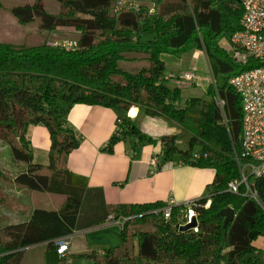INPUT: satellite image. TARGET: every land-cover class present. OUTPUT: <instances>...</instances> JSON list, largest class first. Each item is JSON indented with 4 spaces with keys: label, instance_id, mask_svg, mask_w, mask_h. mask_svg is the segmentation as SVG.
Returning a JSON list of instances; mask_svg holds the SVG:
<instances>
[{
    "label": "trees",
    "instance_id": "1",
    "mask_svg": "<svg viewBox=\"0 0 264 264\" xmlns=\"http://www.w3.org/2000/svg\"><path fill=\"white\" fill-rule=\"evenodd\" d=\"M45 1L23 0L9 8L18 22L38 20L39 29H74L77 45L0 38V202L11 200L14 183L61 194L63 201L58 208L32 207L25 219L0 225V264H15L17 249L32 243L56 247L58 237L99 224L109 214L125 217L120 242L76 255L93 264H255L251 252L264 233V208L242 190L227 189L239 176L235 153H241L242 132L241 96L229 79L255 65H240L231 56L241 1L136 0L137 5L119 6L116 0H54L57 12ZM191 49L206 54L213 75L206 89L211 99L198 106L192 97L178 103L180 88L169 83L161 56ZM77 102L110 106L122 115L103 147L107 151L122 134L151 142L159 165L177 156L181 163L214 168L205 193L171 203L168 218L158 211L168 204L161 200L107 204L101 188L88 186L86 176L66 165L81 140L65 120ZM130 107L138 109L133 117L126 113ZM141 113L180 124L190 133L187 146H178L177 132L144 131L137 123ZM37 123L49 130L48 164L35 160L27 139L29 126ZM220 125L225 137L216 130ZM227 206L234 215L224 226L220 211ZM188 208L195 225L182 228Z\"/></svg>",
    "mask_w": 264,
    "mask_h": 264
},
{
    "label": "crops",
    "instance_id": "2",
    "mask_svg": "<svg viewBox=\"0 0 264 264\" xmlns=\"http://www.w3.org/2000/svg\"><path fill=\"white\" fill-rule=\"evenodd\" d=\"M190 52L194 58L200 57L203 53L201 49H191ZM185 53L175 55V58L170 57L168 62L166 54H170L169 52L161 56L167 64L180 66L182 61L185 63L181 56ZM118 115L117 110L110 106L77 102L70 107L65 119L66 125L81 136L79 144L69 151L66 165L72 172L86 176L88 186L101 188L107 204L155 200L180 203L205 193L207 184L215 175V169L212 167L181 163L178 157L174 156L171 164L164 162L156 169H152L149 158L154 145L148 141L140 143L139 139L133 137H121L112 151L103 149L116 129ZM27 139L35 160L48 164L51 139L47 126L43 123L30 125ZM41 170L50 171L51 168L44 167ZM11 189L12 198L8 204L0 202V225L25 219L32 207L58 208L63 201L61 195L41 191L36 199L33 190L15 183ZM21 193L29 194L31 197L24 200ZM94 226H109L105 227L100 237L104 242L86 235L84 232L88 228L77 229L66 235L70 239V244L65 254H59L57 246L50 248L46 241H41L17 249L15 264H93L92 259L79 257L76 253L96 249L97 245L108 241L118 244L121 229L120 224L106 220Z\"/></svg>",
    "mask_w": 264,
    "mask_h": 264
},
{
    "label": "built area",
    "instance_id": "3",
    "mask_svg": "<svg viewBox=\"0 0 264 264\" xmlns=\"http://www.w3.org/2000/svg\"><path fill=\"white\" fill-rule=\"evenodd\" d=\"M243 12L241 27L231 35V56L240 65L254 63L234 73L229 82L240 93L242 111L241 153H235L239 176L228 182L227 189L232 192L243 191L244 194L254 198L264 208V0H240ZM118 5L134 6L136 0H118ZM55 43L65 47H75L77 40L60 39ZM176 82H198L200 76L193 70L182 71L177 74ZM216 102L222 107L224 100L216 97ZM135 107L127 110V115L134 116ZM122 115L116 118V127L120 128ZM122 137V134H119ZM158 156L151 154L149 162L152 169L159 167ZM172 163L169 158L165 161ZM169 202L158 211L168 218L171 212ZM194 215L192 208L187 209L186 222ZM125 217H114L109 214L106 221L122 224ZM196 229V227H195ZM56 250L65 254L69 249L70 239L63 236L56 240Z\"/></svg>",
    "mask_w": 264,
    "mask_h": 264
},
{
    "label": "rangeland",
    "instance_id": "4",
    "mask_svg": "<svg viewBox=\"0 0 264 264\" xmlns=\"http://www.w3.org/2000/svg\"><path fill=\"white\" fill-rule=\"evenodd\" d=\"M2 1V5H0V38H6L13 41H25L28 43H35L42 41L44 39L55 42L56 40L60 39H71L75 38L77 36V32L74 31V29L69 27H59L56 28L53 31H48L44 29H39L37 21L38 20H32L28 21L26 23H21L16 20V17L13 15V13L10 10V5L13 3H17L23 0H0ZM117 4H118V0ZM145 2H148L149 5H151V0H143ZM47 6L57 12L59 9V5L54 0H46ZM226 47L228 46L227 43H225ZM185 54H182L185 63L182 61L180 66H176L173 64L169 65L167 64L170 57L175 58L177 54H166L167 62H165V73L167 76H171L169 79L170 84L177 85L180 88V96L178 99V103L183 104L185 100L188 97H192V105H200L201 103L207 102L211 99V95L207 93V86L209 82L213 80V75L210 71L208 59L206 54L203 52L200 57H191L190 50L183 51ZM172 55V56H169ZM178 56V55H177ZM186 71V70H193L197 75L200 76L198 82H186V83H177L176 77L179 73L178 71ZM135 111L137 112L138 109L135 107ZM127 113V111H126ZM133 117V116H131ZM137 123L141 126V128L154 135L159 136L164 133H172L177 132L178 138H177V144L180 148H185L187 146L188 138L190 133L185 130L180 124L173 122L171 120H168L162 116H150L146 115L145 113H141L138 116ZM216 130L222 137H225L227 135V130L224 125H220L216 127ZM146 140H140V143ZM140 143L138 146L140 147ZM36 193V199L38 198L37 194L40 193L39 191L33 190ZM57 194V193H56ZM21 198L24 200H28L31 196L29 194L21 193ZM61 195V194H58ZM63 197V195H61ZM1 224V221H0ZM109 227V226H105ZM105 227L102 226H94L91 228L86 229L87 231L84 232L86 235H91L93 237H96V240L99 242L101 241V235L102 232L105 230ZM118 242V241H116ZM254 244L256 248L251 252V255H254L257 257L255 264H264V250L261 248V246H264V233L259 234L255 240ZM117 245L116 243H112V241H108V243H100V245H97L95 247L96 249L104 248V247H113Z\"/></svg>",
    "mask_w": 264,
    "mask_h": 264
},
{
    "label": "water",
    "instance_id": "5",
    "mask_svg": "<svg viewBox=\"0 0 264 264\" xmlns=\"http://www.w3.org/2000/svg\"><path fill=\"white\" fill-rule=\"evenodd\" d=\"M221 214L225 216V220H224V226L227 225V222L230 221L232 218H233V215H234V210L231 206H227L223 209H221ZM193 219V217H192ZM192 219L187 222L186 224H183L181 227L182 228H188V227H191V226H194L195 225V222L192 221Z\"/></svg>",
    "mask_w": 264,
    "mask_h": 264
}]
</instances>
